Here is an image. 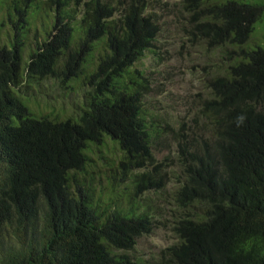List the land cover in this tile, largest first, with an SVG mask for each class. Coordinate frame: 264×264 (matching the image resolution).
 <instances>
[{"label":"trees","instance_id":"1","mask_svg":"<svg viewBox=\"0 0 264 264\" xmlns=\"http://www.w3.org/2000/svg\"><path fill=\"white\" fill-rule=\"evenodd\" d=\"M0 9V264H264V48L245 47L264 2L181 0L219 55L183 115L133 69L157 0ZM154 230L174 242L134 257Z\"/></svg>","mask_w":264,"mask_h":264},{"label":"rangeland","instance_id":"2","mask_svg":"<svg viewBox=\"0 0 264 264\" xmlns=\"http://www.w3.org/2000/svg\"><path fill=\"white\" fill-rule=\"evenodd\" d=\"M235 1L250 4L264 2V0ZM157 2L161 7L160 10L158 9V14L161 15V32L157 43H155L156 48L153 49L156 55L144 51L143 56L139 61H136L133 69L142 72L148 82L147 92L152 99V102L148 104L149 108L154 107L159 113L168 111L172 115H183V112L189 108L202 91L200 79H206L202 69L218 62V49L206 53L205 43L197 39H194L193 42L188 41V36L192 35L187 21L183 20L182 24H179L175 17L180 10L181 0H157ZM41 20L40 18L38 24L40 28H42ZM259 33L261 34L256 36ZM263 34L264 16L261 22L255 24L254 32L249 39L253 40L252 43L248 44L247 42L245 47L253 49L260 46L264 48ZM47 93L51 101L50 105L61 104L57 93L55 99H53V95L49 94V90ZM173 242L174 239L170 233L154 230L151 235L138 242L132 255L147 259Z\"/></svg>","mask_w":264,"mask_h":264}]
</instances>
